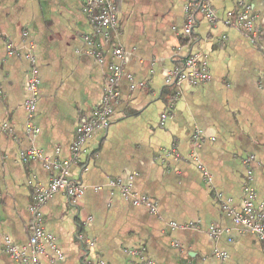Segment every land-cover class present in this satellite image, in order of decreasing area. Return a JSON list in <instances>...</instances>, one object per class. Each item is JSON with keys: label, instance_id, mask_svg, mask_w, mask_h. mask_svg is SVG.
<instances>
[{"label": "crops", "instance_id": "0c3cea01", "mask_svg": "<svg viewBox=\"0 0 264 264\" xmlns=\"http://www.w3.org/2000/svg\"><path fill=\"white\" fill-rule=\"evenodd\" d=\"M239 2L210 0L221 20L211 25L200 17L186 37L185 0H116L118 24L103 38L83 0H0V264H19L5 250L6 236L34 260L31 207L37 188L56 172L43 157L69 158L77 125L103 100L107 65L119 62L116 46L124 51V73L112 120L69 165L84 188L77 204L63 192L44 203L39 242L45 255L35 260L264 264L263 244L223 208L227 199L240 208L250 170L264 211V0H251L263 31L256 42L235 25ZM90 38L102 41L103 62L90 53ZM30 46L40 77L33 143L41 155L24 160ZM194 51L206 56L210 79L168 83V72ZM167 109L171 117L161 125ZM248 156L253 159L246 164ZM143 197L147 202L134 203ZM78 232L93 245L81 246ZM215 250L226 256L218 258Z\"/></svg>", "mask_w": 264, "mask_h": 264}, {"label": "built area", "instance_id": "2783aa9c", "mask_svg": "<svg viewBox=\"0 0 264 264\" xmlns=\"http://www.w3.org/2000/svg\"><path fill=\"white\" fill-rule=\"evenodd\" d=\"M82 10L87 14L89 23L92 25L98 36L107 37L108 30L116 27L118 24V9L116 0H83ZM205 18L211 25L218 23L221 18L212 9L210 0H185V22L183 24V34L186 37H191L197 26L198 19ZM256 13L253 9L251 0H240L236 13L235 25L251 40L258 41L262 38L263 31L256 23ZM85 39H89L86 35ZM93 48L90 53L99 61H104L102 41L93 39ZM9 50H11V47ZM264 49V44L261 45ZM30 51L26 53V57L30 61V68L27 77V91L28 94L24 100V108L26 111L25 131L30 138V144L22 152L24 160H32L39 158L41 155L40 150L34 145L33 139L39 133V128L34 123V115L36 112V101L39 95V71L35 62V57ZM123 53L121 47L116 46L113 49V55L118 58L119 62H112L107 65V76L104 86L103 100L89 116L83 118L76 127L75 138L70 146L69 158L62 162L51 160L43 157L46 167L53 168L56 172L52 175L47 185L39 186L34 197V202L31 207L32 218L30 222L31 235L29 238V247L33 253L34 260L29 261V257L23 250L17 249L11 242L9 237H4L5 250L9 255L15 259L19 264H39L35 260L38 255H45L43 247L39 240L44 236V229L41 223L42 220V207L44 203L56 192H63L70 204H77L79 198L84 192L83 185L71 178L69 173V165L77 160L80 154L85 151L84 145L86 141L97 130H105L113 115L112 101L119 99V82L124 73L123 69ZM210 79V69L207 63L206 56L198 51L190 52L184 57L181 65L174 67L167 74V82L173 84H180L187 82L191 85H200ZM1 91V90H0ZM171 117L169 109L160 114V124L164 125L167 119ZM253 156L245 158L246 164L252 162ZM198 167L202 174L209 178L206 169L199 164ZM252 176L251 171L248 170L244 186L242 190L241 204L239 209H235L229 205L231 199L223 205L224 210L229 215L231 221L244 228L245 230L257 236L264 246V211L256 203V192L251 184ZM122 192L127 195L128 189L122 188ZM147 202L146 198L134 199L135 204H143ZM175 225V224H174ZM173 225V226H174ZM176 226V225H175ZM220 232L219 229H212V233ZM77 240L81 246L93 245V239L88 237L83 232L76 234ZM214 254L218 258H224L226 254L222 251L215 250ZM148 264H152L149 262Z\"/></svg>", "mask_w": 264, "mask_h": 264}]
</instances>
